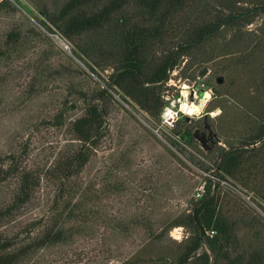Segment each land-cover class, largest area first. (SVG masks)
<instances>
[{
    "label": "rangeland",
    "instance_id": "obj_1",
    "mask_svg": "<svg viewBox=\"0 0 264 264\" xmlns=\"http://www.w3.org/2000/svg\"><path fill=\"white\" fill-rule=\"evenodd\" d=\"M68 1L0 0V177L15 162L20 171L30 172L39 182L32 201L3 225L2 235L18 236L19 245L26 244L27 231L31 238L40 237L58 221V226L72 232L67 243L40 249L23 264H179L193 235L187 225L172 224L188 220L201 199L198 194L204 195L206 179H216L221 149L228 150L229 143L247 138L252 119L246 108L256 101L253 83L246 87L248 73L239 63L240 54L210 61L207 57L191 70L192 57H182L161 89L165 105L167 96L181 98L174 126L166 127L161 118L141 109L116 86L111 87L113 64L96 67L79 52L94 42L113 50L114 31L89 32L70 41L42 16L58 15ZM208 11L205 15L198 10L205 15L200 20L198 13L182 12L176 27L189 16L201 26L214 23L217 12L213 6ZM135 13L130 8L122 16ZM263 22L261 12L244 30L254 31ZM234 33L228 29L218 38L229 44ZM214 44L206 42L201 49L209 53ZM161 54L158 51L157 57ZM259 54L263 65L264 53ZM196 76L202 79V86H197ZM207 85L210 100L194 111L200 99L197 95L191 98L192 90L198 92ZM105 88L111 96L104 100L103 137L81 173L67 180L64 164L81 145L73 134V123ZM259 103L264 104V95ZM187 115H193L188 122L193 133L204 130L207 117L206 124L217 135L212 148H204L197 139L189 144L175 134ZM252 167L257 169L249 186L229 177L214 190L219 214L233 233L219 264H264V199L253 187L264 183V161ZM19 183V176H11L0 184V210L12 202ZM75 204L81 206L76 213L83 219L68 221L67 206ZM204 252L215 264L205 244L197 255ZM184 264L197 262L190 258Z\"/></svg>",
    "mask_w": 264,
    "mask_h": 264
},
{
    "label": "trees",
    "instance_id": "obj_2",
    "mask_svg": "<svg viewBox=\"0 0 264 264\" xmlns=\"http://www.w3.org/2000/svg\"><path fill=\"white\" fill-rule=\"evenodd\" d=\"M100 1L69 0L58 15L41 14L70 41L89 32H99L103 29L114 31L111 39L113 50H105V43L102 45L100 42H94L93 45L88 44L85 48H80L79 52L85 58L92 59L96 67L101 66V63L113 64L111 87L116 86L122 90L141 109L154 117L160 118L165 106L161 89L182 57H192L193 63L188 70L195 64L205 62L207 57V61L213 60L214 57H237L239 54V58H242L239 63L243 64V69L248 73L246 87H251L253 83V94L256 98V101L246 108L248 117L252 119L249 122V134L247 138L235 144L229 143V150L221 149L215 167L216 179H206L204 195L195 203L188 220L185 223L176 221L172 224V227L187 225L193 235L191 241L185 245L179 264H184L190 258H194L197 264H211V256L207 252L197 255L204 244L214 255L215 264H219L220 259L228 252L227 245L233 233L227 221L219 214V198L214 190L220 188L222 182H227L229 177L249 186L251 176H255L254 170L257 169L255 167L253 170L252 166L264 161V104L259 103V99L264 95V64L259 62V53H264V22L254 31L244 30L259 13L264 12V0H107L98 8ZM210 6L217 12L216 21L199 25L197 19L209 15ZM130 8L136 11L135 15L122 16V13ZM198 10L204 11L205 15ZM185 11L191 16L198 13V18L185 17V22L176 27L178 16ZM228 29L235 30V33L229 40L230 43L224 44L218 36ZM259 32L261 34H258ZM178 37L181 40H178ZM209 41H215V44L211 52L206 53L201 46ZM235 48L238 50L234 54L231 53L230 49ZM158 51L162 53L159 57ZM80 53L75 54L80 57ZM97 56L102 59L101 62L95 58ZM91 69L95 71L93 67ZM108 96H111L108 88L102 89L96 95L95 101L88 103L84 115L73 123V134L81 145L64 164L65 179L79 175L97 149L105 130L107 109L104 100ZM183 121V127L177 129L175 134L180 140L192 144L196 135L186 118ZM254 158L257 161H254ZM11 176H19L20 183L12 202L0 210V264H23L40 249L67 243L72 232L58 226V221L40 237L31 238V231H27L26 244L19 245L18 236L4 237L1 232L3 225L16 211L32 201L33 193L39 186V182L34 181L31 173L20 171L15 162L0 177V184ZM253 187L264 199V183H254ZM79 204L82 206L81 202ZM79 204L67 206L68 221L83 219L76 213L81 208ZM210 232L216 234L211 236ZM228 264L234 262L229 261Z\"/></svg>",
    "mask_w": 264,
    "mask_h": 264
},
{
    "label": "built area",
    "instance_id": "obj_3",
    "mask_svg": "<svg viewBox=\"0 0 264 264\" xmlns=\"http://www.w3.org/2000/svg\"><path fill=\"white\" fill-rule=\"evenodd\" d=\"M17 2V0H14ZM197 90V89H196ZM195 89L192 90V93L194 96L197 95V91ZM192 93H191V98H192ZM189 96L186 97V99ZM198 98V97H197ZM165 101H166V105L163 108V111L160 115L161 118V122L163 125L167 126H171L173 127L176 120H177V116L179 114V110H177V106H178V102H181V98H179L178 100L175 99H169L168 96L165 97ZM188 100H186L185 102H187ZM200 196V198H202L203 196L199 193L198 194Z\"/></svg>",
    "mask_w": 264,
    "mask_h": 264
},
{
    "label": "water",
    "instance_id": "obj_4",
    "mask_svg": "<svg viewBox=\"0 0 264 264\" xmlns=\"http://www.w3.org/2000/svg\"><path fill=\"white\" fill-rule=\"evenodd\" d=\"M204 73H206V70L203 71L202 75H204ZM197 86H202V79L199 78L197 80ZM207 89H209V86L208 85L206 87H201L200 90L197 92V97L200 100L197 101L196 105L193 107L194 108V111H198V110L204 108L206 106V104L209 102L210 97H208L209 95H208V90ZM213 90L215 91V89H213ZM192 97H194L193 94H192ZM191 116H193V115H187V117H186V121L187 122L190 121V117ZM206 128L209 129V125H206ZM212 134H214L213 131L210 132V137H211ZM213 137L217 138V135L214 134ZM197 140L200 141V143H203V142H201V140L199 138H197Z\"/></svg>",
    "mask_w": 264,
    "mask_h": 264
},
{
    "label": "flooded vegetation",
    "instance_id": "obj_5",
    "mask_svg": "<svg viewBox=\"0 0 264 264\" xmlns=\"http://www.w3.org/2000/svg\"><path fill=\"white\" fill-rule=\"evenodd\" d=\"M206 125L207 124H206V118H205L204 130L200 131V129H197L195 135H196V139L199 138L201 140V142L204 143V144L201 143L203 145V147H205L206 149L209 150V148H212L214 146V144L216 143L217 138L213 137V135L215 134L214 132H213L214 134H212L211 137H210V132L212 131V129H211L210 126H209V129H207ZM208 142L210 144L209 145L210 147L207 146Z\"/></svg>",
    "mask_w": 264,
    "mask_h": 264
}]
</instances>
